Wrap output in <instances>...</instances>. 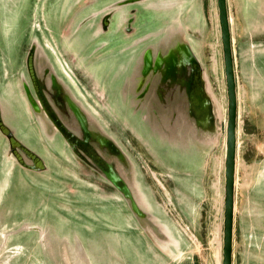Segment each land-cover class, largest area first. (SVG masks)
<instances>
[{"label": "rangeland", "instance_id": "obj_1", "mask_svg": "<svg viewBox=\"0 0 264 264\" xmlns=\"http://www.w3.org/2000/svg\"><path fill=\"white\" fill-rule=\"evenodd\" d=\"M165 2L0 0V116L14 138L0 128V264H86L84 256L87 264H222L224 170L220 215L213 183L225 160L228 99L217 7L207 3L204 16L195 7L176 19ZM260 10L250 11V25L237 22L233 39L240 115L234 264H264ZM212 94L224 100L226 121ZM186 132V141L197 135L209 146L211 186L188 220L171 173L191 152ZM135 186L182 238L181 257L176 242L165 258L128 214L125 200L139 198Z\"/></svg>", "mask_w": 264, "mask_h": 264}, {"label": "crops", "instance_id": "obj_2", "mask_svg": "<svg viewBox=\"0 0 264 264\" xmlns=\"http://www.w3.org/2000/svg\"><path fill=\"white\" fill-rule=\"evenodd\" d=\"M165 1L171 8L170 10L174 11V15L176 19L178 18V16H180V14H182V16L188 15V17L189 15H194L193 9H195V7L198 8V12H197L198 16L200 17L201 14L203 13L204 16L207 3L212 11L217 7V2L216 1L214 2V0H160V2L162 3H164ZM258 1L260 0H228V9H229L233 39L235 38L236 35L238 21L244 26H248L252 22L253 18L250 17V11L252 9L261 8L263 11L260 10L259 13H261V17L264 16V7H263L264 1L262 0L261 3H259ZM150 2L151 0H149V4ZM200 8L203 11V13L201 14H200ZM201 18L199 19L201 22H203ZM244 32L245 33L248 32L246 27L243 29V33ZM248 39H251L250 34H248ZM204 78H206V80L209 82L206 76ZM185 134H184L185 137L183 143L185 142L186 144H188L187 147L189 146L192 147L191 152L184 153V155L180 154V157L182 158V161L185 164H173L174 166L171 168V173H172V178H174V181L175 178L177 181H179L178 184L179 190L175 189V194H174V190L172 188V192L175 196V200H177L178 202V205L180 207L182 205L184 209L182 210L184 214L183 216L188 220L189 219L188 216L192 214V212L197 211L199 213L200 211L199 205L201 202L204 203L205 198L208 197V192L211 191L210 189L211 186H209L208 183L209 180L207 177L208 176L207 162L209 157L207 152L206 154H203V149H208L209 146L203 145L204 138L199 139L197 135L195 137L191 135V140L190 138H188L189 141H186V138L189 136V133L186 132ZM181 139L182 137H180V141ZM204 159H206V162L204 161ZM189 160H191V164L186 163ZM199 160L202 161L201 164L199 163ZM132 168L133 167L130 166L128 169H132ZM205 168H207L206 172H205ZM128 173H129L128 177L130 179L129 183L132 182L133 184V173L132 171L131 172L127 171L126 174ZM126 185L127 184H125V186ZM135 187L136 189L134 191L139 194V198L134 196V199L130 201L125 200L127 201L126 207L128 214L133 217V219L137 222L138 226H140L142 233L145 234V236L149 239L152 245L156 249H158V251L161 254H163L165 258H168L171 255L172 246L170 245L172 243L176 244V242L178 243V245H180V249H178L177 252L178 255L181 257L183 255V249H182L183 247L181 248V244H180V242H182V238H180V236L178 235V233L174 228H169L168 226H166L164 219L162 220L160 215L154 214L153 211H150V208L148 210L149 202L146 199L144 191L137 186ZM121 191H124V189L121 188ZM138 208H140L142 211ZM145 214L147 216L146 219H145ZM149 247L152 248L151 246ZM175 248L177 249V247ZM173 253L174 251L172 252V254ZM175 255L177 254L175 253ZM87 257L88 256H84L83 259V262L86 264L88 261Z\"/></svg>", "mask_w": 264, "mask_h": 264}, {"label": "water", "instance_id": "obj_3", "mask_svg": "<svg viewBox=\"0 0 264 264\" xmlns=\"http://www.w3.org/2000/svg\"><path fill=\"white\" fill-rule=\"evenodd\" d=\"M216 2L218 9V22L221 35L224 73L228 99L224 160L225 192L222 264H234L239 122L238 84L234 58L232 28L228 9V0H216ZM176 23L177 20L174 19V22H172V24ZM177 50L182 51L181 47L177 48ZM0 128L7 136L13 138V134L11 133V131L2 122L1 116ZM15 152L18 158L22 160V157L19 153H17L16 149ZM46 245L47 246H45V249L48 250V244L46 243Z\"/></svg>", "mask_w": 264, "mask_h": 264}, {"label": "bare ground", "instance_id": "obj_4", "mask_svg": "<svg viewBox=\"0 0 264 264\" xmlns=\"http://www.w3.org/2000/svg\"><path fill=\"white\" fill-rule=\"evenodd\" d=\"M211 48H212V55H213V57H212V64H213V72L214 73H217V67H218V60H217V50H216V47H215V45H211ZM209 84V83H208ZM209 86V85H208ZM211 88V87H210ZM209 88V89H210ZM209 91H211V90H209ZM211 93H213L214 94V92H211ZM212 94V95H213ZM211 95V96H212ZM215 95V94H214ZM213 95V96H214ZM244 96V95H243ZM241 97V96H240ZM212 98V97H211ZM212 99H214V101H215V103L217 104V106L216 107H218V109H217V111H219V117H220V119H222V120H224V121H226V115H225V104L223 103V101L222 100H220L217 96L215 97L214 96V98H212ZM211 99V100H212ZM239 117H240V115H239ZM240 123V122H239ZM39 162V161H38ZM220 164H219V168H218V172H217V178H216V180L214 181V183H213V191H215V195H216V198H217V203H218V207H217V212H218V215H220L222 212V207H223V195H222V192H221V187H222V185H221V173H222V171L224 170V160H222V161H220L219 162ZM218 164V163H217ZM218 166V165H217ZM214 193V192H213ZM221 223V222H220ZM217 231H216V239H215V242L218 244V246L217 247H219V249H220V247H221V235H222V225L221 224H218L217 225ZM218 251V250H217Z\"/></svg>", "mask_w": 264, "mask_h": 264}]
</instances>
